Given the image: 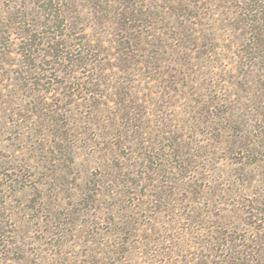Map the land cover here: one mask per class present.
Masks as SVG:
<instances>
[{
	"label": "rangeland",
	"instance_id": "1",
	"mask_svg": "<svg viewBox=\"0 0 264 264\" xmlns=\"http://www.w3.org/2000/svg\"><path fill=\"white\" fill-rule=\"evenodd\" d=\"M0 264H264V0H0Z\"/></svg>",
	"mask_w": 264,
	"mask_h": 264
}]
</instances>
